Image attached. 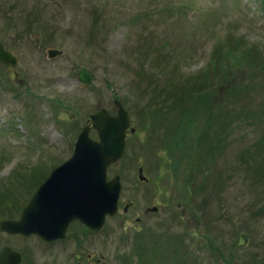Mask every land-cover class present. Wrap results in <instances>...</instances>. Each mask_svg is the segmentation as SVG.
Masks as SVG:
<instances>
[{"label": "rangeland", "instance_id": "374dc122", "mask_svg": "<svg viewBox=\"0 0 264 264\" xmlns=\"http://www.w3.org/2000/svg\"><path fill=\"white\" fill-rule=\"evenodd\" d=\"M0 40L18 59L0 60V221L19 218L91 113L120 99L135 127L108 167L122 191L102 230H0V251L20 264L264 260V0H0Z\"/></svg>", "mask_w": 264, "mask_h": 264}, {"label": "water", "instance_id": "95a60500", "mask_svg": "<svg viewBox=\"0 0 264 264\" xmlns=\"http://www.w3.org/2000/svg\"><path fill=\"white\" fill-rule=\"evenodd\" d=\"M62 52L49 48L48 56ZM0 59L11 66L18 63L1 41ZM79 77L86 83L92 81V74L86 68L81 69ZM116 105V114L101 108L91 115L92 126L83 127L72 156L53 169L18 219L0 221V230L12 235L37 234L45 241H53L65 237L69 224L76 219L93 229L104 227L106 216L118 210L122 189L120 174L108 178V167L124 155L131 125L129 111L119 100ZM92 127L98 132L96 139L90 136ZM140 178H145L142 173ZM22 260V252L10 246L0 251V264H20Z\"/></svg>", "mask_w": 264, "mask_h": 264}, {"label": "trees", "instance_id": "16d2710c", "mask_svg": "<svg viewBox=\"0 0 264 264\" xmlns=\"http://www.w3.org/2000/svg\"><path fill=\"white\" fill-rule=\"evenodd\" d=\"M249 54H253V55H255L256 54V49L255 48H253V49H249L246 53H245V56H248ZM247 58V57H246ZM241 59H243V58H241ZM262 65H263V63H262ZM263 67H264V65H263ZM246 112V111H245ZM264 113V112H263ZM246 114V113H245ZM263 118V117H262ZM264 261V260H263ZM260 262H262V261H260Z\"/></svg>", "mask_w": 264, "mask_h": 264}, {"label": "flooded vegetation", "instance_id": "af4514ba", "mask_svg": "<svg viewBox=\"0 0 264 264\" xmlns=\"http://www.w3.org/2000/svg\"><path fill=\"white\" fill-rule=\"evenodd\" d=\"M48 175H49V174H48ZM48 175H46V176H45V178H46ZM45 178H44V179H45ZM130 204H132V205L134 206V202H133V201H131V203H130ZM125 207H126V208H124V209H125V211H128V210H129V208H130V205H126ZM148 209H149V208H148ZM157 209H158V208H157ZM157 209H156V210H157ZM257 263H259V262H257ZM257 263H252V264H257Z\"/></svg>", "mask_w": 264, "mask_h": 264}]
</instances>
